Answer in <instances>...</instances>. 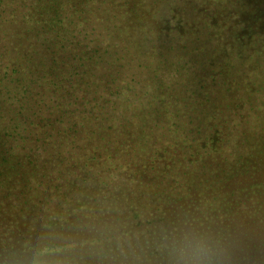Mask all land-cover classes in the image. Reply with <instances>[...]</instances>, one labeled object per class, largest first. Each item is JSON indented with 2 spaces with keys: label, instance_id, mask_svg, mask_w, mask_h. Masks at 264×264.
Returning a JSON list of instances; mask_svg holds the SVG:
<instances>
[{
  "label": "trees",
  "instance_id": "16d2710c",
  "mask_svg": "<svg viewBox=\"0 0 264 264\" xmlns=\"http://www.w3.org/2000/svg\"><path fill=\"white\" fill-rule=\"evenodd\" d=\"M244 2L0 0V264L264 246V14Z\"/></svg>",
  "mask_w": 264,
  "mask_h": 264
},
{
  "label": "rangeland",
  "instance_id": "374dc122",
  "mask_svg": "<svg viewBox=\"0 0 264 264\" xmlns=\"http://www.w3.org/2000/svg\"><path fill=\"white\" fill-rule=\"evenodd\" d=\"M254 5H246L245 2L243 4H235L234 9L238 11H242L245 13L253 12L256 14H264V0H255ZM229 5L231 6L232 0H229ZM253 4V3H252ZM263 21H264V17ZM203 239V238H202ZM207 241H203L206 243H214L216 240H210L206 238ZM252 240V239H250ZM235 241V240H234ZM231 242L232 245L229 246V249L226 246H222L217 250L215 248H211L209 253H216L219 256V259L224 262V264H264V246H255L252 245V241H247L248 243H239L238 241ZM235 243V245H234ZM254 246V247H253ZM228 255V257H227ZM156 256H152L153 258ZM257 258V259H256ZM173 264V263H172Z\"/></svg>",
  "mask_w": 264,
  "mask_h": 264
},
{
  "label": "clouds",
  "instance_id": "9594fccd",
  "mask_svg": "<svg viewBox=\"0 0 264 264\" xmlns=\"http://www.w3.org/2000/svg\"><path fill=\"white\" fill-rule=\"evenodd\" d=\"M208 253L202 246L190 250H180L175 258V264H207Z\"/></svg>",
  "mask_w": 264,
  "mask_h": 264
}]
</instances>
